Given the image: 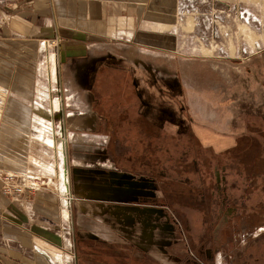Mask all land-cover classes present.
I'll return each instance as SVG.
<instances>
[{"label": "flooded vegetation", "instance_id": "af4514ba", "mask_svg": "<svg viewBox=\"0 0 264 264\" xmlns=\"http://www.w3.org/2000/svg\"><path fill=\"white\" fill-rule=\"evenodd\" d=\"M124 58L110 50L90 51L63 67L74 79L77 97L88 104L85 115L93 118L91 127L106 129L110 139L115 136L119 141L115 145L106 139L103 144L89 142L82 149L74 146V154L88 166H105L118 174V184L91 186L101 187L106 197L139 205L150 201L159 217L153 222V235L167 260L160 264H264V199L253 197L261 182L255 183L254 175V188L238 180L243 173L238 171L239 154L232 150L224 157L218 145L193 153L190 121L194 116L185 111L188 103L176 99L182 90L187 94L188 83L200 82L221 100H234L248 92L241 75H232L229 83L202 72L198 81H192L175 64L137 57L136 64L128 65ZM130 124L138 135L130 132ZM184 137L187 141L181 143ZM149 181L154 187H149ZM136 247L139 253L121 249L119 256L95 249L85 252L82 247L80 256L92 257L88 264H145V248Z\"/></svg>", "mask_w": 264, "mask_h": 264}, {"label": "crops", "instance_id": "0c3cea01", "mask_svg": "<svg viewBox=\"0 0 264 264\" xmlns=\"http://www.w3.org/2000/svg\"><path fill=\"white\" fill-rule=\"evenodd\" d=\"M115 1L0 0V78L5 80L8 77V93L10 91L14 93L17 91L18 93L21 92V89L16 90L15 86L12 87L14 79L16 81L22 79L24 82L25 79H28L30 83L31 77L35 78L38 74L37 77L44 76L46 79V85L44 91H42L43 95L48 94L47 99L50 96L60 98L61 107L55 111L52 119L59 122L64 135L66 131L69 135L67 146L68 164L66 165L70 175L69 189L71 193L70 204L67 208L63 205V200L58 193L50 191L48 188H34V186L31 187L34 191L32 196L26 200L28 207L26 206L27 208L24 211L17 209L16 203H12L14 209L9 208L10 214L0 215V231H3L0 235V264H88L93 259L92 257L86 259V257L80 256V252L84 248L83 251L85 252L94 251L95 249L100 252L109 251L112 255L119 256L121 249L127 252H135L134 254L139 253L136 250V245L145 248L146 253L142 257L145 264H160L167 261L158 250L160 243L156 238V234L153 235V232L155 233L153 222H157L159 217L150 201L144 205H139L125 199L104 196L101 187L93 188L91 185L108 186L118 184V174H111V169L104 166L96 169L95 172L100 171V174L97 173V178L93 179L89 175L92 174L91 170L94 168L88 166L90 163L83 161L80 156L74 154V146L82 149L87 148L89 142L105 143L104 139L98 135L101 132L109 131L102 128L95 129V124L94 128L91 127L94 120L85 115L88 104L77 97L74 79L70 74L64 73L63 67L74 57L85 56L90 51L96 54L100 51L106 52V50H110L117 57L120 55L125 56L124 60L128 65L129 63L136 64L137 57L145 60L150 58V60L162 63V59L158 57L159 53L156 56L154 54L150 55L145 53L143 49L137 51L131 46L125 51H112L105 46H99L101 43L106 44L110 38L135 42L137 39L136 34L141 29L137 24H140L145 14L151 11L150 8L154 7V10L157 7L159 13L162 14L159 5L155 6L149 0H126L125 5H118V2ZM157 1L154 0L153 3H158ZM122 13L125 15H122ZM119 20L120 23L126 22L130 26L124 31L120 30ZM155 22L157 21H153V24L157 26ZM131 23L135 25H131ZM112 28H114L111 31L112 34L108 33L107 31L110 32ZM127 31H131L133 34L123 33ZM54 40L56 41L54 44H49L50 41ZM137 42L147 45L144 41ZM32 45L35 49L38 48V52L42 49L44 52L43 60H46V50L54 53L53 57L57 62L55 80L50 81L48 78L50 70L47 71V67L45 69L43 67L41 69L40 67L38 69L30 68L34 60L35 63L40 60L38 54H36V57H32L30 53ZM17 46H27L29 49L26 48L25 53L23 51L22 53H16V50L20 49ZM167 49L173 52L176 50H172V47ZM16 55L22 59L20 63L22 66L15 65L14 58ZM193 56L200 55L194 54ZM193 61L198 65L200 64V61L196 58ZM164 65L169 66L165 62ZM206 68L200 69L198 73L193 75L184 69H181V71L185 76L187 74L189 78L197 79L196 81H198V76L199 79L202 77V72L205 76L209 75L217 78L218 81L224 80L221 75ZM139 70L140 66H137L135 72L138 73ZM51 73L50 71V78ZM123 77L125 79L126 74ZM186 83L188 82L186 81ZM201 85L200 82L188 83L185 91L196 93L203 102H207V96L209 94L215 95V93L211 92V88ZM11 87L12 89H10ZM50 87L52 89L49 92ZM64 91H69L71 100H73L74 106L70 110L65 108L68 104L65 102ZM221 102L223 100L219 99L213 104L221 108ZM43 108L38 105L37 108H29V110H34L30 113V119L33 120L34 118L31 115L37 112L49 120L51 116L47 110L50 106L45 107L44 105ZM188 110L190 111V108ZM193 119L194 121H190V123L192 122L194 126L199 127L198 134L203 131L211 133L216 141L222 133V129H218V122L208 123L205 121L208 120L206 113L204 120L196 117H193ZM58 131H60V128H58ZM86 133L95 136L89 141L82 138L79 140L74 139V137L83 136ZM7 156L9 157L8 154ZM73 166H80L75 170V177ZM72 167L73 171L71 170ZM28 175L32 176L30 173ZM76 180L80 183V186L75 190L74 181L76 182ZM148 185L150 188L154 187L153 181H149ZM87 190H89L88 193ZM74 207L77 215L74 213ZM63 209L68 210L69 216L67 218H63L61 214ZM70 212L72 221L70 220ZM72 239H74V247L70 244Z\"/></svg>", "mask_w": 264, "mask_h": 264}, {"label": "rangeland", "instance_id": "374dc122", "mask_svg": "<svg viewBox=\"0 0 264 264\" xmlns=\"http://www.w3.org/2000/svg\"><path fill=\"white\" fill-rule=\"evenodd\" d=\"M115 2H118V5H125L126 0H116ZM149 2L155 6L159 5L162 14L159 13L157 7L154 10V7L150 8L153 11L145 14L142 22L137 24L139 29L140 27L141 29L136 34L137 39L135 42L130 41L131 44H129L130 42L124 41L125 39L114 40V38H110L106 44L101 43L99 46H105L112 51H125L131 46L137 51L140 49L142 51L143 49L145 53H149L150 55L154 54L156 56L159 53L158 57L162 59L163 63H174L175 67L180 70L184 69L191 75L207 67L206 69L221 75V78L229 83L232 81V75H241L242 86H248L246 88L248 92H245L242 96L237 95L234 100L231 98V101H223V104L226 105L225 109L213 104L216 100L218 101L222 98L214 94H209L207 102H203L198 94H184L182 90L180 97L176 99L183 101L186 105L189 104L190 111L187 107L185 111L194 117L202 119L206 113L208 120L205 121L208 123L218 122V129H222V133L220 132L221 134L215 141L211 133L203 131L198 134L199 127L194 126L191 122L190 132L193 137V140L190 141L191 151L195 153L199 149H204V146L206 150L216 149L218 145L219 150L224 151L223 157L230 150L234 151L235 154H239L238 171L242 172L243 176L238 175V180L241 183L246 181L250 184V187L254 188L257 187L254 182H261V186L258 185L261 190L256 188L253 192V197L255 200L258 198L264 199V0H158V3H153L154 0H149ZM122 15L125 14L122 13ZM155 20L157 21L155 22L157 26L153 24ZM131 25L135 24L131 23ZM118 26L120 30L124 31L130 24L127 25L126 22L120 23L119 20ZM113 29L107 32L111 33ZM123 33L133 34L131 31ZM137 41H144L147 45H142ZM55 42V40L50 41L49 44H54ZM17 47L20 49L16 50V53H22V51L25 53L26 48L29 49L27 46ZM159 47L164 48L161 49ZM169 47H172V50H176L173 52L167 49ZM31 48L30 53L32 57H36V54H38L42 61L39 60L35 63L34 60L30 68L34 67L38 69L40 67L41 69L43 66L45 68V63L42 59L44 57L42 49L38 52V48L35 49L33 45ZM53 54L48 50L49 70L52 72L50 81L56 79L57 62H55ZM194 54L200 56H193ZM19 58V56H15V65L22 66L20 64L22 59ZM195 58L200 61L199 65L201 66L194 63L193 60ZM195 70L198 71L196 72ZM37 75L35 78L31 77L30 83L28 79H25V82L22 79H17V81L14 79L12 87L15 86L16 90L21 89V92L18 93L17 91L16 93L11 91L8 93L6 91L8 77L5 80L0 78V215L10 214L9 208L12 207L14 209L12 203H16L17 209L24 211L28 207L26 200L32 196V192L34 191L31 188L32 186L34 188H48L50 191L60 195L58 183L56 182L57 178L52 177L53 179H50L52 182H44L42 179L46 178L44 176L47 173H50L49 176H53L52 171L48 169V166L55 164L54 153L51 144L48 143V139H52L51 134L46 130H41L39 125L30 119V113L34 110H29V108H37V105L41 108L44 105L46 107L49 105L48 100L50 101L53 98L50 96L47 99L46 96L48 94L46 96L43 95L42 91H44L46 79L44 76L37 77ZM191 79L193 80L194 78ZM65 85L67 86V84ZM160 85L163 84L160 83ZM51 89L52 87H50L49 92ZM64 96L65 102L68 104L65 106L66 110L72 109L74 104L69 91H64ZM155 96L158 97V94L155 93ZM53 99L55 100L53 106L54 114L58 108L60 109L61 104L60 98L54 97ZM48 111L50 112V109ZM50 114L52 117L53 114L51 112ZM34 115L41 117L42 122L47 120L35 112L31 116L34 117ZM227 124L228 126H226ZM129 126L131 127L130 132L138 135L136 128H133L132 124ZM58 128H60V131H58ZM54 132L58 144H62L65 164H68L67 146L69 135L67 131L64 135L63 128L59 125V122H55ZM247 132L254 134L252 136H241L242 133L246 134ZM231 133L235 135L232 136ZM109 135L110 132H101L98 136L106 139V141L109 140V143H111L113 137L110 139ZM236 135L240 137L234 138ZM93 136L95 135L86 133L83 136H76L74 139L79 140L82 138L89 141ZM199 138L200 140H198ZM186 141L187 137H184L180 142ZM112 143L114 145L116 143L119 144L118 138L114 136ZM174 144L177 145L176 142ZM7 154L10 158H8ZM73 167L75 171L80 166ZM73 167L71 168L72 171ZM95 171L96 169H92V174L89 172V176L93 179H96L97 175L100 174V171H97L98 174ZM8 172L17 174L16 181H20L21 178L24 179L23 183L25 187L22 191L2 192L3 178ZM27 172L32 176H29ZM34 174L38 176L36 177ZM75 175L76 171L74 177ZM254 175L257 178L255 177L253 182ZM67 178L69 189L70 175L68 169ZM193 179L197 180L196 177ZM78 186H80V183L77 180L76 182L74 181L75 190ZM68 192L69 199L71 200L70 189ZM74 213L77 215L75 207ZM68 216H63V218H67ZM70 220L72 221L71 212ZM2 233L3 231H0V235ZM73 240L70 244L74 247ZM169 250L166 247V252ZM72 251L74 252V249ZM163 256L165 257V254Z\"/></svg>", "mask_w": 264, "mask_h": 264}, {"label": "bare ground", "instance_id": "6f19581e", "mask_svg": "<svg viewBox=\"0 0 264 264\" xmlns=\"http://www.w3.org/2000/svg\"><path fill=\"white\" fill-rule=\"evenodd\" d=\"M45 43V42H44ZM48 43V42H47ZM48 45V44H47ZM47 51V56H46V60H44L45 62V67H47V71H49V63H48V50H46ZM43 53V52H42ZM45 59V58H44ZM43 69H45L44 68V66H43ZM49 73H50V71L48 72V78L50 79V75H49ZM8 90V89H7ZM6 90V91H7ZM6 93V92H5ZM8 94V93H7ZM6 94V95H7ZM6 99V98H5ZM54 102H55V100L54 99H50V101H49V106H50V112L53 114V106H54ZM43 108V107H42ZM44 109V108H43ZM5 110V109H4ZM41 111V110H40ZM46 111V110H45ZM48 111V110H47ZM5 112V111H4ZM49 112V113H50ZM10 113V112H9ZM36 114H38V115H40V113H37V112H35ZM45 113V112H44ZM10 115V114H9ZM49 116V115H48ZM50 116H51V114H50ZM43 117V116H42ZM34 119H33V121H35L38 125H39V127H40V129L41 130H46V131H48V133H50L51 134V138L52 139H48V143H50L51 144V148H52V150H53V153H54V158H55V164H53V165H50V166H48V169L49 170H51L52 171V175L53 176H49L50 175V173H47V175L46 176H44V177H46V178H42L43 179V181L45 182V181H51L50 179L52 178V177H55V178H57L58 179V181H57V179H56V182L58 183V187H59V192H60V196H61V199L63 200V205H65V207L67 208V206H69V204H70V199H69V196H68V194H69V192H68V178H67V169H66V164H65V157H64V155H63V151H62V144L61 143H59L58 144V142H57V140H56V138H55V132H54V128H55V122L53 121V119H52V117L48 120H46L45 122L43 121L42 122V118L41 117H38V116H36V115H34V117H33ZM34 123V122H33ZM29 134V133H28ZM50 141V142H49ZM59 145V146H58ZM7 158V157H6ZM8 158H10V157H8ZM3 161V160H2ZM6 162V161H5ZM32 162V161H31ZM35 164V163H34ZM41 164V163H40ZM50 164V163H49ZM36 165V164H35ZM46 165V164H45ZM40 166V165H39ZM47 169V170H48ZM42 170H43V168H42ZM45 171V170H44ZM1 172V171H0ZM36 177L38 176L37 174H34ZM43 177V176H42ZM40 178V177H39ZM55 178H54V180H55ZM41 179V178H40ZM39 179V180H40ZM53 179V178H52ZM43 182V183H44ZM52 182V181H51ZM41 184V183H40ZM39 184V185H40ZM46 184V183H45ZM38 185V184H37ZM43 185V184H42ZM52 186V185H51ZM55 187H57V186H55ZM63 216H67V215H69L68 214V211H67V209H63L62 210V213H61Z\"/></svg>", "mask_w": 264, "mask_h": 264}, {"label": "built area", "instance_id": "2783aa9c", "mask_svg": "<svg viewBox=\"0 0 264 264\" xmlns=\"http://www.w3.org/2000/svg\"><path fill=\"white\" fill-rule=\"evenodd\" d=\"M17 174L14 172H8L5 174L3 178V183L1 190L4 193L12 192L14 191H22L24 189V179L21 178L20 181H16ZM12 188V190H11Z\"/></svg>", "mask_w": 264, "mask_h": 264}]
</instances>
